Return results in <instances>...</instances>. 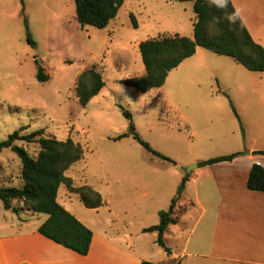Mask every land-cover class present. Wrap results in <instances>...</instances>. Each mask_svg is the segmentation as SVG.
<instances>
[{"label":"rangeland","instance_id":"obj_1","mask_svg":"<svg viewBox=\"0 0 264 264\" xmlns=\"http://www.w3.org/2000/svg\"><path fill=\"white\" fill-rule=\"evenodd\" d=\"M195 20L192 2L125 0L108 28H82L75 0H0V141L25 128L21 134L44 130L46 137L71 138L81 145L84 159L67 176L75 187L100 193L105 205L89 209L66 186L60 189L59 203L92 232L113 238L133 233L141 240L136 248L156 262L165 250L156 233L144 230L160 224V213L179 196L194 165L236 153L235 132L245 136L238 112L247 111L245 104L257 103L252 86L264 84L262 72L203 48L174 69L163 87L148 94L122 83L146 75L140 43L164 35L189 37ZM36 61L49 81H38ZM91 68L102 74L105 87L84 107L76 88ZM209 101L222 105L207 117ZM124 111L133 116L141 138L174 163L153 155L132 137L118 139L129 130ZM248 123L252 135L255 124ZM16 144L34 157L40 152L38 144ZM21 169L14 152H0V186H22ZM185 190L186 200L176 204L178 217L192 206L187 199L193 192L189 186ZM16 205L23 207L20 216L5 210L0 200L1 233L33 231L48 219L27 211L23 203ZM186 226L185 217L165 235L170 248L183 243L178 231Z\"/></svg>","mask_w":264,"mask_h":264},{"label":"trees","instance_id":"obj_2","mask_svg":"<svg viewBox=\"0 0 264 264\" xmlns=\"http://www.w3.org/2000/svg\"><path fill=\"white\" fill-rule=\"evenodd\" d=\"M179 2H192L196 14L193 37L180 34L164 35L148 39L139 45L146 75L139 78H129L123 84L133 88L138 93L148 94L165 85L169 74L178 68L185 60L195 56L198 48H203L219 56H227L252 72H264V48L251 37L247 28L236 24H229L221 19L224 13L215 7H209L205 0H177ZM125 0H75L76 16L82 28L88 26L97 29H106L118 16ZM234 6L229 0L227 12H232ZM137 27L134 15H131ZM29 43L35 47L32 36H28ZM37 79L40 83L49 81L44 73V67L38 62ZM105 87V81L100 72L91 68L84 72L76 88L80 104L86 107L89 102L99 95ZM10 110H13L10 108ZM235 110V109H234ZM19 112V111H17ZM129 120L128 133L119 140L132 137L147 151L163 160L174 163L168 157L155 151L145 142L136 130L133 116L124 111ZM237 118L238 114L235 111ZM24 129L14 132L7 140L0 141V152L11 150L21 160L22 186H0V200L4 208L20 216L23 207L16 204L23 203L27 211L36 214L48 215V219L39 227V233L45 238L82 256H87L91 250L94 234L92 230L68 212L58 201L59 191L66 186L72 193L78 194L89 209H98L105 205L100 193L91 187H75L73 180L67 176L68 171L84 159L81 145L71 138L59 141L54 137L44 136V130L29 134H21ZM16 142L38 144L40 152L37 157L32 156L25 147ZM243 153L213 158L198 163L199 168L215 165L221 162L233 161ZM256 154L264 155V151ZM189 175L183 180L179 188V196L172 202L168 211L160 213V224L144 230L145 233H157V243L165 252L171 253L167 246L165 235L171 225H176L183 215L176 216V204L181 199ZM247 187L251 191L264 192V167L255 164L250 172ZM186 211V210H185ZM142 264H157L144 261ZM180 264V263H177Z\"/></svg>","mask_w":264,"mask_h":264},{"label":"crops","instance_id":"obj_3","mask_svg":"<svg viewBox=\"0 0 264 264\" xmlns=\"http://www.w3.org/2000/svg\"><path fill=\"white\" fill-rule=\"evenodd\" d=\"M230 1L233 6L243 9L245 27L252 39L264 48V0ZM200 53L201 48H198L191 58ZM204 57L201 61L206 66ZM252 87L257 103L245 104L247 111L240 108L238 112L245 129L244 138L240 130L235 132V151L243 154L233 161L198 167L188 174L186 189L189 186L193 195L189 194L187 201L192 206L176 224L187 218L186 228L178 231L183 243L177 249L167 244L170 254L165 252V256L156 262L147 258L144 250L136 248V242L141 240L131 232L121 238L93 232L91 250L87 256H82L45 238L37 228L14 234L0 232V264H142L144 261L157 264H264V192L251 191L247 187L252 167L255 164L264 167V155L256 154L264 151V84ZM205 105L209 117L222 104L209 101ZM248 120L255 124L252 135ZM184 195L181 198L186 200Z\"/></svg>","mask_w":264,"mask_h":264},{"label":"clouds","instance_id":"obj_4","mask_svg":"<svg viewBox=\"0 0 264 264\" xmlns=\"http://www.w3.org/2000/svg\"><path fill=\"white\" fill-rule=\"evenodd\" d=\"M209 7H215L218 10L222 11L224 15L220 18H216L217 22H220L221 19L228 21L229 24H236L238 21L241 26L244 24V15L243 9L234 6L232 12H227L229 5V0H205Z\"/></svg>","mask_w":264,"mask_h":264},{"label":"water","instance_id":"obj_5","mask_svg":"<svg viewBox=\"0 0 264 264\" xmlns=\"http://www.w3.org/2000/svg\"><path fill=\"white\" fill-rule=\"evenodd\" d=\"M195 168H198V165H194Z\"/></svg>","mask_w":264,"mask_h":264}]
</instances>
